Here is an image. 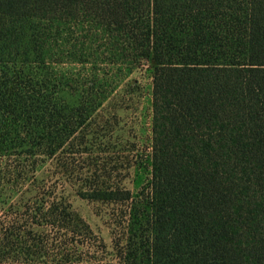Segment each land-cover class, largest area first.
<instances>
[{
	"label": "trees",
	"instance_id": "1",
	"mask_svg": "<svg viewBox=\"0 0 264 264\" xmlns=\"http://www.w3.org/2000/svg\"><path fill=\"white\" fill-rule=\"evenodd\" d=\"M149 63L146 186L75 180L78 154L113 137L92 132L104 67ZM140 91L129 80L113 98ZM48 159L76 195L128 201L119 264H264V0H0V197ZM43 209L22 215L90 231L63 198Z\"/></svg>",
	"mask_w": 264,
	"mask_h": 264
},
{
	"label": "rangeland",
	"instance_id": "2",
	"mask_svg": "<svg viewBox=\"0 0 264 264\" xmlns=\"http://www.w3.org/2000/svg\"><path fill=\"white\" fill-rule=\"evenodd\" d=\"M104 68L107 73L105 90L109 97L97 111L96 120L102 123L92 132L94 136L100 135L97 142L105 135L104 140L113 137L109 143L107 140L93 147V154H78L74 179L88 177L96 187L121 192L129 190L136 194L144 189L150 178V172L141 164L150 153L149 139L153 135V65ZM129 80H136L141 91L132 96L128 94L124 97L126 101L121 103L113 95ZM74 96L68 93L67 97L73 101ZM122 105L128 109H118ZM112 128L115 131L112 132ZM120 141L122 144L118 146ZM35 175V180L31 177L16 190H5L0 197V264H119L115 252L126 235L128 201L105 203L76 195V189H70L65 180H60L50 159L42 163ZM37 193L41 202L38 205L34 197ZM61 198L67 200L90 226V231L78 234L74 240L73 232L46 225L44 219L34 218V212L22 215L28 204L32 210L43 209L49 200ZM6 227L7 231L3 229ZM12 234L20 239H12ZM7 241L12 244L6 245ZM62 251L71 254L69 263L59 261Z\"/></svg>",
	"mask_w": 264,
	"mask_h": 264
}]
</instances>
